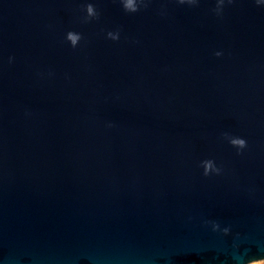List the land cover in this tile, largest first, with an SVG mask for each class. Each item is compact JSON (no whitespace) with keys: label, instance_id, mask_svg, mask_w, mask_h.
<instances>
[{"label":"water","instance_id":"water-1","mask_svg":"<svg viewBox=\"0 0 264 264\" xmlns=\"http://www.w3.org/2000/svg\"><path fill=\"white\" fill-rule=\"evenodd\" d=\"M260 261L264 0H0V264Z\"/></svg>","mask_w":264,"mask_h":264},{"label":"clouds","instance_id":"clouds-1","mask_svg":"<svg viewBox=\"0 0 264 264\" xmlns=\"http://www.w3.org/2000/svg\"><path fill=\"white\" fill-rule=\"evenodd\" d=\"M89 9H90V6H89ZM234 143H238V144H240L241 146H244L245 141H243V140H239V141H234ZM250 264H251V262H250Z\"/></svg>","mask_w":264,"mask_h":264},{"label":"rangeland","instance_id":"rangeland-1","mask_svg":"<svg viewBox=\"0 0 264 264\" xmlns=\"http://www.w3.org/2000/svg\"><path fill=\"white\" fill-rule=\"evenodd\" d=\"M252 264H264V261L255 262V263H252Z\"/></svg>","mask_w":264,"mask_h":264}]
</instances>
